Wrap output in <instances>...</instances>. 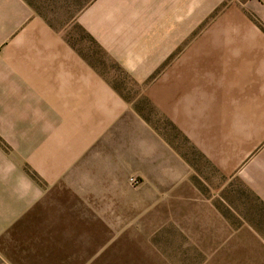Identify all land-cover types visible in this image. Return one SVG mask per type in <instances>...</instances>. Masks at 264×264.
<instances>
[{"label":"crops","instance_id":"crops-1","mask_svg":"<svg viewBox=\"0 0 264 264\" xmlns=\"http://www.w3.org/2000/svg\"><path fill=\"white\" fill-rule=\"evenodd\" d=\"M78 1L159 116L264 206V0ZM193 173L61 30L0 0V264H168L161 241L211 223Z\"/></svg>","mask_w":264,"mask_h":264},{"label":"rangeland","instance_id":"rangeland-1","mask_svg":"<svg viewBox=\"0 0 264 264\" xmlns=\"http://www.w3.org/2000/svg\"><path fill=\"white\" fill-rule=\"evenodd\" d=\"M51 26L62 31L63 37L121 95L136 106L143 118L164 134L177 151L183 153L194 173L197 186L209 206L208 220L199 227L200 239L161 241L168 264H264V206L240 182L233 179L224 185L214 169L164 118L160 117L143 94L141 85L125 74L101 51L97 43L77 23L78 0H25ZM212 211L219 212L230 224L216 226ZM221 229L220 233L214 231ZM230 228V235L228 230ZM215 234V235H214ZM186 236V235H185ZM213 237H230L215 240Z\"/></svg>","mask_w":264,"mask_h":264},{"label":"built area","instance_id":"built-area-1","mask_svg":"<svg viewBox=\"0 0 264 264\" xmlns=\"http://www.w3.org/2000/svg\"><path fill=\"white\" fill-rule=\"evenodd\" d=\"M129 181L131 182V184H136L137 180L133 177L129 178Z\"/></svg>","mask_w":264,"mask_h":264},{"label":"trees","instance_id":"trees-1","mask_svg":"<svg viewBox=\"0 0 264 264\" xmlns=\"http://www.w3.org/2000/svg\"><path fill=\"white\" fill-rule=\"evenodd\" d=\"M135 107V109H136V111L140 114V115H142L141 113H140V110L136 107V106H134ZM143 117V116H142Z\"/></svg>","mask_w":264,"mask_h":264}]
</instances>
